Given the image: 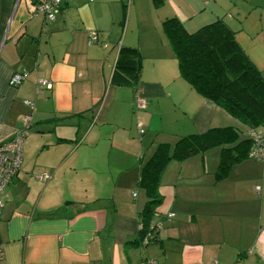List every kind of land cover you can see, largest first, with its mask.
I'll return each mask as SVG.
<instances>
[{
	"label": "crops",
	"instance_id": "0c3cea01",
	"mask_svg": "<svg viewBox=\"0 0 264 264\" xmlns=\"http://www.w3.org/2000/svg\"><path fill=\"white\" fill-rule=\"evenodd\" d=\"M38 2L0 0V144L28 125L2 193L0 264H264V162L234 148L218 176L226 143L170 159L143 221L150 197L138 183L158 144L243 128L180 76L162 20L189 31L223 20L264 76V0H62L52 21L34 14ZM124 49L140 57L138 73ZM122 56L128 80L114 74ZM16 71L28 75L11 86Z\"/></svg>",
	"mask_w": 264,
	"mask_h": 264
},
{
	"label": "trees",
	"instance_id": "16d2710c",
	"mask_svg": "<svg viewBox=\"0 0 264 264\" xmlns=\"http://www.w3.org/2000/svg\"><path fill=\"white\" fill-rule=\"evenodd\" d=\"M151 2L154 7H158L162 0ZM161 25L177 60L180 76L197 93L237 119L243 128H211L203 134L181 137L173 146L158 144L150 158L142 164L138 179V183L145 187L150 197L141 213L142 221L146 220L160 202L156 192L157 181L168 160L181 159L211 146L231 144L229 148L221 149L217 170L218 176H221L235 157L229 151L239 149L238 157H242L253 143L249 132L264 133V76L238 44L233 30L221 19H214L193 31L186 29L177 17H166ZM124 51L128 57L127 65L124 62V66L138 73L140 57L133 49ZM121 61L123 56L118 60L114 74H119L121 80H128V77L119 72ZM243 130L246 138L238 140ZM235 141L236 144L232 145ZM146 231H150L153 236V230L144 227L143 234Z\"/></svg>",
	"mask_w": 264,
	"mask_h": 264
},
{
	"label": "built area",
	"instance_id": "2783aa9c",
	"mask_svg": "<svg viewBox=\"0 0 264 264\" xmlns=\"http://www.w3.org/2000/svg\"><path fill=\"white\" fill-rule=\"evenodd\" d=\"M62 0H39L34 14H43L48 21L54 19L55 11L60 7ZM89 42H93L97 39L95 32L89 33ZM27 72L16 71L9 78V85L17 86L27 77ZM38 89L45 87L50 88L51 83L49 81L38 79L37 80ZM25 104L32 108L33 103L31 101H25ZM148 106V100L140 93L134 94V107L135 110H144ZM26 124L29 122L30 117L26 116L24 118ZM139 132L143 133V129L138 123ZM28 125L22 128L20 131L15 133L11 139L0 144V208L3 205L2 193L5 186L10 181V179L15 176L18 172L21 159H22V144L25 135L28 132ZM253 143L248 151V156L254 158L257 161L264 162V133H255L254 131L249 132ZM43 180L48 178L47 174L41 176ZM255 191L260 192V187L255 186ZM172 213H169L168 216H172ZM151 234H148L142 238V243H147ZM2 256V250L0 248V257ZM143 264H155L152 260H146Z\"/></svg>",
	"mask_w": 264,
	"mask_h": 264
},
{
	"label": "rangeland",
	"instance_id": "374dc122",
	"mask_svg": "<svg viewBox=\"0 0 264 264\" xmlns=\"http://www.w3.org/2000/svg\"><path fill=\"white\" fill-rule=\"evenodd\" d=\"M134 2H135V0H134ZM131 18H132V17H131ZM131 18H130V19H131ZM127 21H128V14H125V19H124V23H125V25H126Z\"/></svg>",
	"mask_w": 264,
	"mask_h": 264
}]
</instances>
